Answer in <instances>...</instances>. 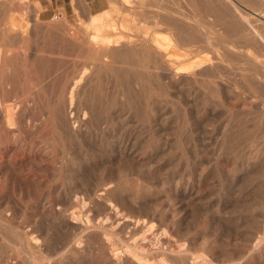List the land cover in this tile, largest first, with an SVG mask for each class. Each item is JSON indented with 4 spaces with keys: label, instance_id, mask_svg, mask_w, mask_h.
<instances>
[{
    "label": "rangeland",
    "instance_id": "1",
    "mask_svg": "<svg viewBox=\"0 0 264 264\" xmlns=\"http://www.w3.org/2000/svg\"><path fill=\"white\" fill-rule=\"evenodd\" d=\"M181 11L194 14L219 54L189 58L208 60L203 83L162 78L177 62L173 42L195 41L183 47L190 51L204 37L174 20ZM117 13L112 30L87 38L59 19L21 25L13 17L31 16L28 4L0 0V115L24 81L34 125L21 137L25 151L0 140V264H190L201 255L264 264V0H129ZM159 22L172 24L157 26L165 46L144 49L142 36ZM107 38L136 46L138 56L105 64ZM58 115L82 122V136L55 128ZM119 146L132 151L123 162ZM103 190L110 194L97 200ZM74 213L80 227H60ZM85 222L101 230H83Z\"/></svg>",
    "mask_w": 264,
    "mask_h": 264
},
{
    "label": "bare ground",
    "instance_id": "2",
    "mask_svg": "<svg viewBox=\"0 0 264 264\" xmlns=\"http://www.w3.org/2000/svg\"><path fill=\"white\" fill-rule=\"evenodd\" d=\"M211 1V0H210ZM214 2H217V1H220V0H213ZM231 1V0H230ZM227 2H229V1H227ZM232 4V3H231ZM225 5V4H224ZM219 9V8H218ZM226 9V8H225ZM233 9V8H232ZM231 9V10H232ZM231 10H230V12H231ZM229 11V10H228ZM233 11V10H232ZM235 11H237L236 9H235ZM240 13V12H239ZM238 12H237V14H239ZM209 14V13H208ZM216 14V13H215ZM235 14V13H234ZM177 15H178V18L176 17V18H174V20H179V24H181L182 26L183 25H185L187 28H188V30L189 31H193L194 33L196 32V33H200V34H202L204 37H199V41H198V44L197 45H201L199 48L198 47H196V46H194L195 48L193 49V50H190V51H185V50H183V47L184 46H186V47H190V45H196V42L194 41V42H192V41H187L186 42V44H184V45H179L177 42H173V46H171L173 49H176L177 51H175L176 53H178V54H175V56H176V60H177V62H175V63H173V64H171L170 66H167L168 67V69H167V71H168V77L167 78H164V77H162L163 79H166L167 81H171L172 79H174V80H178V82L181 84V85H184V84H186V83H188L189 82V78H190V76H195L194 77V80H193V82L194 83H196V81H199L200 83H203L204 82V80H206V79H208L209 78V73L206 71V68H207V66H208V60L206 59V58H204V57H202L201 59H197L196 61H193V62H189L188 60H189V58H191V57H194V56H197L198 55V52H200V53H202V51L204 50V49H208V48H210V49H212V51H213V54H214V56H216L217 58H219L218 56H219V54H217V50L215 49V48H213V46L209 43L210 41H209V39L207 38V30L205 29V27H203L202 26V24L199 22V21H197L196 19H195V16H194V14H188V13H184L183 11H181V12H179V13H177ZM217 15V14H216ZM221 15V14H220ZM230 15V14H229ZM240 15V14H239ZM206 15L203 13L202 14V17H205ZM212 16V15H211ZM233 17V16H232ZM98 19V18H97ZM100 19V18H99ZM207 19H208V17H207ZM234 19V18H233ZM101 20V19H100ZM103 20V19H102ZM171 20V19H170ZM174 20H171V21H174ZM189 20H192V22H190V24L188 23L189 22ZM99 21V20H98ZM100 22V21H99ZM224 22V21H223ZM237 22V21H236ZM92 23V22H91ZM94 24V23H93ZM160 24H162V25H172V24H164V23H162V22H159V23H155V25H153L152 27H154V28H147L148 30H147V34L145 35V36H142L143 37V42L141 43V47H143L144 49H148V50H152V49H155V50H157L156 49V46H160L161 48L163 47V46H165V42H164V38H163V36L160 34V32L162 31L161 29H158L157 28V26L158 25H160ZM149 25V24H148ZM220 25H222V24H220ZM109 26H111V25H101V26H99L98 28H95L94 29V34L95 33H102V32H108L110 29L109 28H107V27H109ZM219 26V25H218ZM223 26H225V25H223ZM222 26V27H223ZM238 26V25H237ZM148 27V26H147ZM222 27H220V29L222 28ZM250 29H251V27L250 26H248ZM113 28V27H112ZM190 28V29H189ZM217 28V27H216ZM225 28V27H224ZM223 28V29H224ZM238 28H239V26H238ZM220 29H218L217 28V30H219V33L221 32L220 31ZM230 29V28H229ZM231 29H233L232 27H231ZM112 30V29H111ZM222 30V29H221ZM236 30V29H235ZM248 30V29H247ZM231 31V30H230ZM237 31V30H236ZM252 31H253V29H252ZM214 32V31H213ZM226 32V31H225ZM240 32V31H239ZM262 32V31H261ZM264 32V31H263ZM195 33V34H196ZM218 33V34H219ZM234 33H235V31H234ZM232 34V33H231ZM253 34H254V32H253ZM258 35V34H257ZM263 35V34H262ZM95 36V35H94ZM225 36V35H224ZM227 37V36H226ZM237 37V36H236ZM255 37H257V36H255ZM260 37H261V35H260ZM216 38V37H215ZM214 38V39H215ZM244 38H248V37H243V40H244ZM262 38H264V37H262ZM262 38H258L259 40H261ZM228 39V38H227ZM107 40V42L109 43L108 44V46H110L112 49H113V52L111 53V54H107L106 56H104L105 57V60L103 61L104 63L105 62H108L109 63V60H111V59H113V62L112 61H110V62H112V64H123L121 61H118V60H116V57L117 56H130V59H133V58H135V57H137L138 56V54L135 52L136 51V46H134V48H131L130 46H128L127 44H126V42L124 41V40H122V39H117V40H115L114 42H113V44H110V38H107L106 39ZM196 40V39H195ZM216 40V39H215ZM247 40V39H246ZM256 40V39H255ZM263 40V39H262ZM257 41V40H256ZM135 42V41H134ZM218 42H219V44H220V46L221 47H224L223 46V41H222V39H221V37H219V39H218ZM227 42V41H226ZM248 43H249V41H247ZM262 42V41H261ZM260 42V43H261ZM264 42V41H263ZM225 43V42H224ZM260 43H258V44H260ZM218 44V45H219ZM130 45V44H129ZM263 45V44H262ZM206 46V47H205ZM251 46V45H250ZM254 46V45H253ZM261 46V45H260ZM259 46V47H260ZM247 47V46H246ZM264 48V47H263ZM262 48V49H263ZM245 49V48H244ZM256 51V50H255ZM261 51V50H260ZM259 51V52H260ZM229 52V51H228ZM166 53V52H165ZM224 53H227V49H226V51L224 52ZM172 54V53H171ZM208 55V54H207ZM209 56V55H208ZM227 56H228V54H227ZM210 57V56H209ZM234 57V56H233ZM22 59H24L23 57H22ZM228 59H229V57H228ZM108 60V61H107ZM175 60V59H174ZM220 60H222L223 62L225 61V60H223V58L221 59L220 58ZM164 61H165V59H164ZM165 63H167V61L165 62ZM106 64V63H105ZM225 64H226V62H225ZM109 65H111L110 63H109ZM214 67V66H213ZM212 67V68H213ZM218 68V67H217ZM216 69V68H215ZM232 69V68H231ZM213 70V69H212ZM223 70H224V68H223ZM258 71V70H257ZM256 71V72H257ZM261 71V70H260ZM165 72V71H164ZM163 72V73H164ZM216 72V71H215ZM218 72H220V71H218ZM217 72V73H218ZM252 72H254V70L252 71ZM252 72H250V73H252ZM262 72V71H261ZM223 73V72H222ZM243 73V72H242ZM249 73V72H248ZM263 75H264V73H262ZM261 74V75H262ZM252 75V74H251ZM233 76H234V74H233ZM255 76V75H254ZM230 77V76H229ZM242 77H243V75H242ZM241 77V75H239V78H242ZM20 78V77H19ZM22 78H24V75L22 76ZM22 78H20L19 80L20 81H22L21 79ZM87 78H88V75H87ZM221 78V77H220ZM257 78H259V77H257ZM260 79L262 80V78L260 77ZM79 80H81V77L79 78ZM236 80V79H235ZM258 80V79H257ZM19 81V82H20ZM24 82V81H23ZM23 82H21L20 84L18 83V85H20V89H18V91H17V94H16V96H15V99H14V101H12V103L11 104H8L7 106H6V115L5 114H1L0 115V140L2 139V138H4L5 140H6V142H12L14 145H15V147L17 146V147H19L20 149H23V150H21V151H25V150H27V144L25 143V140L24 139H22L21 137H22V135L25 133V132H28L34 125H33V121H32V119H31V117L28 115V112L29 111H31L32 109H33V103H32V98H31V89H30V87L29 86H21V84L23 83ZM26 82H27V80H26ZM177 82V81H176ZM220 83V82H219ZM81 84V83H80ZM179 84V85H180ZM78 82L76 81L75 83H74V85H73V87H72V89L70 90V92H69V103L71 104V103H73L72 101H73V98H74V92H75V89L78 87ZM177 86V85H176ZM208 86V85H207ZM232 87V86H231ZM237 87V86H236ZM18 88V87H17ZM175 88V87H174ZM180 88V87H179ZM224 89V88H223ZM240 89V88H239ZM218 90V89H217ZM206 93H208L209 94V92H206ZM215 94V93H214ZM213 95V94H212ZM221 99V98H220ZM219 99V100H220ZM228 98H226V100H227ZM233 100V99H232ZM230 101V100H229ZM227 102H228V100H227ZM218 104V103H217ZM47 109H48V107H47ZM53 109V108H52ZM77 109H78V107H77ZM49 110H50V108H49ZM86 110H87V114H89L90 116H91V118H94L93 117V115H94V111H93V109H92V107L91 106H88V107H86ZM11 112L12 114H13V116L12 115H10V114H8V112ZM47 112H48V110H47ZM85 113V112H84ZM48 113H46V115H47ZM73 114V113H72ZM76 116V115H75ZM44 117V116H43ZM48 117H50V116H48ZM45 118V117H44ZM52 118V117H51ZM57 118V120H56V122H55V128H57L58 130H60L61 131V133H64V134H68V135H70V136H74V137H78V136H82V130H81V128H82V122H80L79 120H76V122H73V126L71 125V121L70 120H68L67 118H65V116L64 117H59V115L56 117ZM42 119V118H41ZM80 119H81V117H80ZM83 119V118H82ZM46 120V119H45ZM45 120H43V121H45ZM48 120V119H47ZM84 121H85V119H84ZM40 123V122H39ZM51 123V122H50ZM84 123V122H83ZM75 124V125H74ZM52 125H53V123H52ZM50 126V125H49ZM38 128V127H37ZM86 128V127H85ZM86 131V130H85ZM84 133V132H83ZM86 133V132H85ZM86 135V134H85ZM25 136V135H24ZM59 136V135H58ZM84 136V135H83ZM56 137V136H55ZM87 137V136H86ZM108 137V136H107ZM30 138V137H29ZM88 138V137H87ZM94 139V138H93ZM81 140V139H80ZM86 140V139H85ZM89 141H91L92 140V138L91 137H89V139H88ZM2 143H3V141H1ZM86 142V141H85ZM94 142V141H93ZM106 142V141H105ZM104 142V143H105ZM36 143V142H35ZM89 143V142H88ZM101 143V142H100ZM38 144V143H37ZM121 144V143H120ZM60 146H61V144H60ZM109 146V145H108ZM103 147V146H102ZM105 147V146H104ZM107 147V146H106ZM48 148V147H47ZM55 148H56V146H55ZM108 148V147H107ZM42 150V149H41ZM47 150V149H46ZM55 150V149H54ZM101 150V149H100ZM109 150V149H108ZM111 150V149H110ZM136 150V149H135ZM138 151H140V150H138ZM142 151V150H141ZM107 152V151H106ZM131 150H126V148H123L122 146H119L118 147V162H123V161H125L126 159H129L130 157H131ZM137 152V151H136ZM44 153V152H43ZM59 154V153H58ZM101 154H102V152H101ZM29 155V154H28ZM47 155V154H46ZM34 156V155H33ZM108 156V155H107ZM137 159V158H136ZM116 162V161H115ZM4 166V165H3ZM17 168V167H16ZM77 170V169H76ZM103 171V170H102ZM75 172H77V171H75ZM103 173H104V171H103ZM102 173V174H103ZM122 173V172H121ZM196 174V173H195ZM104 175V174H103ZM232 178V177H231ZM75 179H77V178H75ZM71 182V181H70ZM76 184V183H75ZM80 184V183H79ZM83 184V183H82ZM103 184V183H102ZM98 185V184H97ZM177 186V185H176ZM88 187V186H87ZM99 187H101L100 185H99ZM95 190H98V189H100V188H98L97 189V187L95 186ZM21 189V188H20ZM82 189H83V186H82ZM105 189V188H104ZM57 191H58V188H57ZM57 193V192H56ZM102 195H100V196H97V200H103V199H105L109 194H110V191L109 190H103V192L101 193ZM89 195V194H88ZM91 195V194H90ZM93 195V194H92ZM184 196V195H183ZM171 197V196H170ZM92 198V197H91ZM130 198V197H129ZM177 198V197H176ZM199 198V197H198ZM65 199V198H64ZM189 200H193V198L192 199H189ZM83 201V200H82ZM118 201H121V203H119V205H117L118 207H122L123 206V204H124V198L121 196V198L118 200ZM131 201V200H130ZM188 201V200H187ZM198 201V200H197ZM85 202V201H84ZM190 202V201H189ZM194 203L196 202V201H193ZM87 203V202H86ZM192 203V202H191ZM191 203H190V205H191ZM201 203V202H200ZM85 204V203H84ZM109 205H110V203H109ZM194 205L195 204H193V207H194ZM83 206V205H82ZM86 206V205H85ZM185 206V205H184ZM187 206V205H186ZM200 206V205H199ZM112 207V206H111ZM180 207V206H179ZM178 207V208H179ZM191 207V206H190ZM197 207V206H196ZM82 209H83V207H81ZM161 208V207H160ZM192 208V207H191ZM200 208V207H199ZM162 209V208H161ZM201 209V208H200ZM77 210V209H76ZM116 210H117V208H116ZM115 210V211H116ZM175 210V209H174ZM52 211V210H51ZM74 211V210H73ZM166 211V210H165ZM181 211V210H180ZM156 212V211H155ZM174 212V211H173ZM48 213V212H47ZM164 213H166V212H164ZM112 214V213H111ZM177 214V213H176ZM183 214V213H182ZM188 214V213H187ZM84 215V214H83ZM91 215V214H90ZM185 215V214H184ZM184 215L182 216V217H184ZM186 216V215H185ZM64 219H63V218ZM62 217H60V220H58L59 221V224H60V227L62 226L64 229H66V230H69V231H71L72 229H77L78 227H80V225H73V223H72V221H75L76 220V218H75V213L74 214H71V215H69L68 217H64V216H62ZM85 217V216H84ZM87 217V216H86ZM181 217V216H180ZM88 218V217H87ZM172 218H174V216L172 217ZM178 218H179V215H178ZM59 219V218H58ZM62 219V220H61ZM79 219V218H78ZM168 219V218H167ZM79 220H81V219H79ZM1 221H3V220H1L0 219V222ZM52 221V220H51ZM77 221V220H76ZM84 221H85V219H84ZM105 221H107L106 219H105ZM109 221V220H108ZM133 221V220H132ZM77 222H80L81 223V221H77ZM120 222V221H119ZM144 222V221H143ZM217 222V221H216ZM3 223V222H2ZM97 223V222H96ZM136 223H137V221H136ZM172 223H175V222H172ZM210 223V222H209ZM82 224V223H81ZM103 224H106V223H104V221H103ZM121 224V223H120ZM184 224V223H183ZM224 224H226V223H224ZM228 224V223H227ZM101 225V224H100ZM119 225V224H118ZM137 225V224H136ZM150 225H152V223H150ZM149 225V226H150ZM154 225V224H153ZM174 225V224H173ZM210 225V224H209ZM225 226V225H224ZM116 227V226H115ZM148 227V226H147ZM211 227V226H210ZM55 228V227H54ZM81 228L83 229V230H88V229H94V230H101V228L99 227V225L98 224H92V223H90V222H85L84 223V225H81ZM136 228V227H135ZM140 228H142V229H145V225H142ZM226 228V227H225ZM116 229V228H115ZM147 229V228H146ZM145 229V230H146ZM60 230H62V229H60ZM110 230V229H109ZM128 230V229H127ZM90 231V230H89ZM112 231V230H111ZM111 231H109V232H111ZM129 231V230H128ZM151 231V230H150ZM102 232V231H101ZM13 233V232H12ZM82 233V232H81ZM86 233V232H85ZM152 233V232H151ZM149 234V233H148ZM165 234V232L164 233H162V234H160V235H164ZM235 234V233H234ZM145 235H147V234H145ZM166 235V234H165ZM77 236V235H76ZM87 236V235H86ZM112 236V235H111ZM152 236V235H151ZM168 236V235H167ZM21 237V236H20ZM80 237V236H79ZM88 237V236H87ZM153 237V236H152ZM151 237V238H152ZM155 237H157L158 238V235H156ZM164 237V236H163ZM22 238V237H21ZM154 238V237H153ZM27 239V238H26ZM25 239V240H26ZM135 239V238H134ZM137 239H138V237H137ZM171 239H173V238H171ZM22 240H24V239H22ZM66 240V239H65ZM136 240V239H135ZM17 241H19V239L17 240ZM27 241V240H26ZM39 241V240H38ZM106 241H107V239H106ZM156 241V240H155ZM159 241V240H158ZM19 242H21V241H19ZM25 242V241H24ZM73 241H68V243L66 244V246L67 245H70L71 243H72ZM94 242V241H93ZM108 242V241H107ZM131 242V241H130ZM135 242V241H134ZM207 242V241H206ZM205 242V243H206ZM110 243V242H109ZM21 244V243H20ZM28 244V242L26 243V245ZM78 244V243H77ZM76 244V245H77ZM80 244V243H79ZM99 244V243H98ZM159 244V243H158ZM176 244V243H175ZM29 245V244H28ZM90 245V244H89ZM94 245V244H93ZM178 245V244H177ZM71 246V245H70ZM69 246V247H70ZM156 246V245H155ZM213 246H215V245H213ZM255 246H256V244H255ZM80 247V246H79ZM157 247V246H156ZM155 247V248H156ZM167 247V246H166ZM183 247V246H182ZM203 247V246H202ZM68 248V247H67ZM165 248V247H164ZM255 249V248H254ZM134 250H135V248H134ZM158 250H159V248H158ZM180 250V249H179ZM182 250V249H181ZM264 250V249H263ZM29 251V250H28ZM136 251V250H135ZM140 251V250H139ZM144 251H147V250H144ZM216 251V250H215ZM253 251V249H251V251L250 252H252ZM31 252V251H30ZM110 252V251H109ZM128 252V254H134L132 251H127ZM180 252V251H179ZM111 253H112V251H111ZM146 253V252H145ZM217 253V252H216ZM34 254V253H33ZM118 254H119V252H118ZM122 254H124V253H122ZM180 254V253H179ZM264 254V253H263ZM39 255V254H38ZM37 255V256H38ZM201 255V254H200ZM29 256V255H28ZM114 256H115V254H114ZM120 256V255H119ZM118 256V259H116V260H120V258L121 257H119ZM128 256V255H127ZM130 256V255H129ZM133 256V255H132ZM134 257H135V255H134ZM138 257V256H137ZM207 257V256H206ZM206 257H204V256H196L195 258H193L192 260H190V264H212V260L210 261V259L208 260ZM28 258V257H27ZM30 258V257H29ZM38 258H39V256H38ZM44 258V257H43ZM116 258V257H115ZM115 258H114V260H115ZM133 258V257H132ZM139 258V257H138ZM221 258V257H220ZM134 259V258H133ZM226 259V258H225ZM226 261H228V260H226ZM237 261V260H236ZM135 264H147L146 262H143L142 260H140V259H137L136 261H133ZM161 262V261H160ZM216 262V261H215ZM30 263V262H29ZM28 263V264H29ZM155 263V262H154ZM166 263V262H165ZM222 263V262H221ZM226 263V262H225ZM230 263H232V262H230ZM236 263V262H235ZM214 264V263H213ZM217 264H219V263H217ZM223 264V263H222ZM229 264V263H228Z\"/></svg>",
    "mask_w": 264,
    "mask_h": 264
},
{
    "label": "crops",
    "instance_id": "3",
    "mask_svg": "<svg viewBox=\"0 0 264 264\" xmlns=\"http://www.w3.org/2000/svg\"><path fill=\"white\" fill-rule=\"evenodd\" d=\"M127 1L129 0H24L31 16L18 15L13 18L21 25H29L35 16L42 22L59 19L75 32L89 38L94 34L95 28L119 22L117 12L125 7Z\"/></svg>",
    "mask_w": 264,
    "mask_h": 264
},
{
    "label": "built area",
    "instance_id": "4",
    "mask_svg": "<svg viewBox=\"0 0 264 264\" xmlns=\"http://www.w3.org/2000/svg\"><path fill=\"white\" fill-rule=\"evenodd\" d=\"M56 18V17H55Z\"/></svg>",
    "mask_w": 264,
    "mask_h": 264
}]
</instances>
